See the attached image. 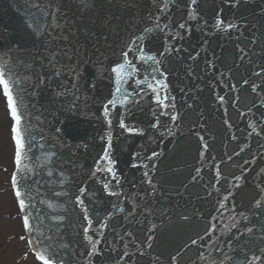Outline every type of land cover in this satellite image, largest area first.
<instances>
[{
    "label": "water",
    "instance_id": "water-1",
    "mask_svg": "<svg viewBox=\"0 0 264 264\" xmlns=\"http://www.w3.org/2000/svg\"><path fill=\"white\" fill-rule=\"evenodd\" d=\"M53 15L55 30L48 27ZM217 19L224 21L219 28ZM177 32L183 38L173 40ZM133 41L157 56L160 72L129 52L138 71L122 90L133 95L109 106V127L103 105L115 88L111 68ZM167 45L181 51L160 55ZM53 53L55 67L48 63ZM0 65L25 133L16 184L46 255L62 264H246L255 254L264 264V0H0ZM161 72L166 108L146 84H135L146 77L155 83ZM120 115L141 131L121 129ZM109 131L119 185L96 171ZM77 196L92 220L88 234L100 240L91 257Z\"/></svg>",
    "mask_w": 264,
    "mask_h": 264
},
{
    "label": "snow or ice",
    "instance_id": "snow-or-ice-1",
    "mask_svg": "<svg viewBox=\"0 0 264 264\" xmlns=\"http://www.w3.org/2000/svg\"><path fill=\"white\" fill-rule=\"evenodd\" d=\"M234 2L235 3H239V0H234ZM196 3H197V0H190V4L192 6L196 5ZM35 7L37 9H39V4H36ZM168 7H169L168 3L165 2L163 4V10H167ZM188 15H189V19H195L196 18L194 12H190ZM156 19L158 21L159 17H157ZM223 24H224L223 20L217 19L215 26L217 28H219ZM48 27L50 29H52V30L58 29L60 27V24L56 21V18H55L54 15L52 16V24H50ZM156 27L157 28H161V25L159 23H157ZM227 27L228 28H233V27H237V25L229 23L227 25ZM163 28H168V25H163ZM178 28L182 29V30H186L189 33L191 32L190 27H188L186 25V23H179ZM60 38L61 39H66V37H60ZM177 38H180V39L183 38V37L180 36L179 32H177L175 35L172 36L173 40H176ZM138 39L142 41L143 37H139ZM132 43H133V45L135 47H130L128 50L123 51L122 54H121L122 62L116 63L111 68V72L115 74V88H114V92L110 93V97L111 98L107 99L106 103L103 105V115L107 119V123H108L109 127L111 126V123H112L111 119H108V117H110V114H111V109H115L117 105H124L125 103L129 102L128 97L133 95V93H129V92H126V91L122 90V84L125 82L126 78L132 77L138 71L136 65L129 59V52L130 51L131 52H138L139 53V56H138L139 60H141V61H151L153 63V65L157 66V67H153L152 68V72L153 73L160 72V69H159L158 66L160 65L161 61L157 58V56L156 55H148L144 51V47L141 44H137L136 41H133ZM173 51L179 53L181 51V48L174 47L172 45H167L164 48V52L160 53V55H164L166 53L170 54ZM241 51H243V50L241 49ZM56 56H57L56 53H53L51 55V57H50V59L48 61L49 65L55 67V64L57 62L56 61ZM196 56H199V52L196 53ZM196 56H192L190 58L195 60ZM241 59H243V57H241ZM209 63H211V62H209ZM55 74L57 76L60 75V73L58 71ZM160 74L163 77L162 79L155 80V77H153V79L155 80V83L150 82L147 79V77H146L143 80L136 79L135 80V84H136L137 87L146 84L147 87L149 89H151L153 93H155V98H156L157 103L160 104V105H163V107L166 108V107H168V105L164 104V100L169 99V97L165 93L163 99H161L160 90H158V88H157V86H161L162 89H167V84L165 83L166 75L164 73H162V72ZM259 74L260 73H256V75H259ZM45 80H46V77L43 74H37V81H38L39 84H44ZM244 83L247 84L248 81H244ZM0 85L3 86V91H4L5 95H6L8 106L11 109V116L14 118V122H15L12 130H13V133H14V139H15V144H16L15 163L19 167L22 164V153L25 150V133L21 130L22 117L19 114V111H18V108H17V100L13 96L12 82H10V80L8 78H6L5 67L3 65H0ZM255 88H256V86L253 85V91H255ZM140 91H144V89L141 88ZM62 94L63 93H57V95H62ZM136 95H139V93H136ZM170 99L174 101L175 98L171 97ZM218 99L221 102L224 101V97L223 96H218ZM109 106H111V109H110ZM174 106L175 105L173 104L172 107H174ZM161 114L162 115H169L170 118L173 121L177 118V115L173 114V113L162 112ZM155 115L156 114L153 113L154 117H155ZM118 124H119V127L121 129H124L127 132H129V133L141 131L139 129H136V128H133V127H129V125L125 123L123 115H120V117L118 119ZM151 126L153 128H156V127L160 126V122H159V118L158 117L156 118V122L153 125H151ZM169 133L171 134V130L170 129H169ZM197 135L199 136V134H197ZM199 138H200L201 141H203V137L202 136H200ZM101 139L104 140L105 137L102 136ZM106 139H107L106 147H105V149L103 151L102 156L100 157V162H103L106 166L101 168L100 167V162H98L97 166H96V171L105 172L107 174H110L112 176V178L116 181V184L119 185V177L117 176L116 169L114 168V165H115L116 161L113 160L112 156H111V151H112V133H111V131H109L107 133ZM233 139H235V137H233ZM203 147L205 149H207V144L205 143L203 145ZM158 155H159L158 153L153 152L151 154V157H156ZM201 155H202V153H201ZM151 157H149V159H151ZM229 159H231V157H229ZM245 163H247V161ZM133 167H138V165L134 164ZM145 167H146V165H145ZM96 171H94L92 173L93 176L96 175ZM196 172H197V174H199L200 169H196ZM49 175H51V173H49ZM144 175L147 177L148 173L145 172ZM216 175H217V177H219V175H220L218 169H217ZM195 178L196 177H193V179H195ZM236 179H239V178H236ZM12 182H13L14 185L17 183L15 174L12 177ZM147 182H148L149 185H152V180H151L150 177L148 178ZM217 182H219V181H217ZM103 187L105 189H107L109 187V184L108 183H104ZM152 188H153V192H154L155 191V186L152 185ZM84 191H85V189L82 188L81 189V194H83ZM110 194L114 195V196L115 195H119L118 193H115V192L110 193ZM15 195L18 198L19 207L23 210L26 207L25 199L23 198L25 193H22L20 191V188L16 187ZM57 195H60V194L58 193ZM225 199H227V197H225ZM76 202L83 208L84 218L87 221V225L88 226L84 227L83 234H84V239L90 245V249L88 251V256L91 257L93 255L99 254V250H98L97 245L100 243V240L98 238L94 239L93 235H89L88 234L89 231H90L91 225H92V220L87 215V208L84 207L83 199H81L80 196H77L76 197ZM256 206L257 207L261 206V201L260 200L256 201ZM221 207H223V205H221ZM120 211H123V209L121 208ZM182 218L185 219V220L188 219V217H186V216L182 217ZM60 219H63V218L61 217ZM244 219L246 220L247 217L245 216ZM23 222H24V225H25L26 228L27 227H31L28 215H25L23 217ZM105 227H106V224L104 222H100L99 223V228L100 229H103ZM155 227H156L155 225H152V229H150V231L155 229ZM245 232L252 233L253 229L250 228V227H246L245 228ZM99 235L102 237L103 233L101 232ZM129 235H131V234L129 233ZM241 235H243V233H241ZM153 238L154 237H152V236L148 237L149 240H152ZM196 243H197L196 240H192V244H196ZM228 246L231 247V244H229ZM148 247L149 248L152 247L151 243L148 244ZM45 251L46 250H42V251L36 253V255L38 256L39 260L43 261V264H57V262L55 260L50 258V254L49 255L45 254ZM261 251H264V250H261ZM124 255L127 256L128 253L125 252ZM176 259H177V257H175V256L172 257L173 261H176ZM227 259H232V258L231 257H227ZM261 259H262L261 256H258V255L254 254V255H252L250 260L246 261V264H256V262L260 261ZM60 264H62V262H60ZM221 264H224V261H221Z\"/></svg>",
    "mask_w": 264,
    "mask_h": 264
},
{
    "label": "rangeland",
    "instance_id": "rangeland-1",
    "mask_svg": "<svg viewBox=\"0 0 264 264\" xmlns=\"http://www.w3.org/2000/svg\"><path fill=\"white\" fill-rule=\"evenodd\" d=\"M9 125L0 94V264H38L31 254L23 257L29 247L23 238L24 232L10 191L12 145Z\"/></svg>",
    "mask_w": 264,
    "mask_h": 264
}]
</instances>
